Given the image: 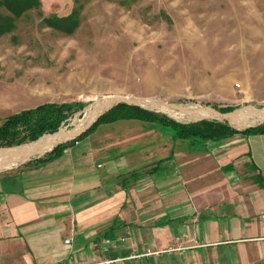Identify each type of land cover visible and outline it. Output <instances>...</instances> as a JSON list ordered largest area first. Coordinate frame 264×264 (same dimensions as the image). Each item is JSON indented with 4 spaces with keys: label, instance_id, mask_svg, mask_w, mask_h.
<instances>
[{
    "label": "rangeland",
    "instance_id": "obj_1",
    "mask_svg": "<svg viewBox=\"0 0 264 264\" xmlns=\"http://www.w3.org/2000/svg\"><path fill=\"white\" fill-rule=\"evenodd\" d=\"M37 3L16 16L0 3V15L12 18L6 21L11 22L8 30L0 35V99H7L3 115L47 102L83 104L62 122L60 131L72 128L90 106H101L109 96H121L183 124L220 121L241 130L264 123V0ZM59 17L66 19L59 28L45 20ZM202 108L209 112L200 115ZM95 127L70 147L72 152L82 153L90 138L108 140L109 145L128 137L146 143L143 138H148L154 139L148 146H153L158 159L173 150H201L221 141L205 140L189 147L186 141L173 138L170 127L152 126L136 118ZM34 141L0 147V152ZM57 145L0 170V175L35 169L39 164L33 160ZM180 242L176 239L166 246L163 258L171 254L175 264H205L200 252L194 257L187 253L190 248L178 253L174 245ZM212 255L211 264L217 261V253ZM95 262L100 261L83 264Z\"/></svg>",
    "mask_w": 264,
    "mask_h": 264
},
{
    "label": "crops",
    "instance_id": "obj_2",
    "mask_svg": "<svg viewBox=\"0 0 264 264\" xmlns=\"http://www.w3.org/2000/svg\"><path fill=\"white\" fill-rule=\"evenodd\" d=\"M147 139L1 174L0 264H175L161 253L176 239L205 264H264V134L158 159Z\"/></svg>",
    "mask_w": 264,
    "mask_h": 264
},
{
    "label": "trees",
    "instance_id": "obj_3",
    "mask_svg": "<svg viewBox=\"0 0 264 264\" xmlns=\"http://www.w3.org/2000/svg\"><path fill=\"white\" fill-rule=\"evenodd\" d=\"M8 12L13 15H19L30 6L38 5L37 0H0ZM12 18L9 15H0V35L8 30L6 22ZM48 24L59 28L60 22L66 20L65 17L46 18ZM83 104L76 103H54L47 102L46 104L37 105L31 109L19 110V112L10 114L0 124V147L20 145L24 142H31L36 140L43 134L56 132L68 117L76 112ZM144 107V106H143ZM147 108V107H146ZM151 108V107H149ZM139 119L150 123V125L157 124L161 128L170 127L173 131L174 139H181L186 141L187 145L191 147L198 142H205V140L219 141L235 134H264V123L256 126H249L245 129H235L227 124L217 121L204 120L201 122H193L190 124H183L178 121L171 120L165 115H160L150 110H146L137 105H128L125 103H118L106 110L104 114L100 115L91 128L75 137L69 142H63L53 148L49 154L44 157L36 158L33 162L39 165H44L49 161L61 157L64 150L73 146L77 141H80L87 134L91 133L98 124L106 122H113L119 119Z\"/></svg>",
    "mask_w": 264,
    "mask_h": 264
},
{
    "label": "bare ground",
    "instance_id": "obj_4",
    "mask_svg": "<svg viewBox=\"0 0 264 264\" xmlns=\"http://www.w3.org/2000/svg\"><path fill=\"white\" fill-rule=\"evenodd\" d=\"M109 97H112L111 98L112 100L110 102H108V97H106L104 98L101 106H93V105L90 106V108H88V110L85 113V116L82 119H76V121L72 123L73 124L72 128H67V127L62 128L60 129V131H58L57 133L53 135L43 136L39 138V140L34 141V143L22 145L17 148H8L6 150L1 151L0 152V170H5L9 167L18 165L21 163V161H24V160L26 161L30 158L35 157V155L43 154L46 150H48L55 144L72 139L71 136L76 134L77 131H79L85 125H87L91 121V119H93L97 114L103 112L105 108L113 101H118V99H120V100H128L131 102L133 101L137 102L136 100L132 101V100H129L121 96H118V97L109 96ZM199 112H200V115H203L204 113H208L209 110L206 108L204 109L202 108V109H199ZM200 115H194V116H200ZM229 118L232 119V121L235 119V118H232L231 115H229ZM252 125H255V124H252Z\"/></svg>",
    "mask_w": 264,
    "mask_h": 264
},
{
    "label": "water",
    "instance_id": "obj_5",
    "mask_svg": "<svg viewBox=\"0 0 264 264\" xmlns=\"http://www.w3.org/2000/svg\"><path fill=\"white\" fill-rule=\"evenodd\" d=\"M112 97H108V102H110L112 99H111ZM118 102H125V103H128V104H131V105H137V106H140V107H143V106H141L139 103H137V102H135V101H133V102H131V101H126V100H120V99H118V101H113V102H111L106 108H105V110L103 111V112H101V113H99V114H97L93 119H91V121L87 124V125H85L81 130H79V131H77V133L76 134H74L73 136H71L72 137V139H75V137H77V135H79V134H81L82 132H85L87 129H89L90 127H91V125L93 124V122L100 116V115H102L103 113H105V111L106 110H108V109H110L113 105H115V104H118ZM143 108H145V109H147V108H149V107H143ZM245 128V127H244ZM240 129V128H239ZM59 131V130H58ZM57 131V132H58ZM57 132H54V133H50V134H48V135H53V134H55V133H57ZM47 135V136H48ZM39 140V139H38ZM37 141V140H36ZM55 145H57V144H55ZM54 145V146H55ZM50 149H52V147L50 148Z\"/></svg>",
    "mask_w": 264,
    "mask_h": 264
},
{
    "label": "built area",
    "instance_id": "obj_6",
    "mask_svg": "<svg viewBox=\"0 0 264 264\" xmlns=\"http://www.w3.org/2000/svg\"><path fill=\"white\" fill-rule=\"evenodd\" d=\"M70 241H71V238H66V239H65V244H66V243H69Z\"/></svg>",
    "mask_w": 264,
    "mask_h": 264
}]
</instances>
